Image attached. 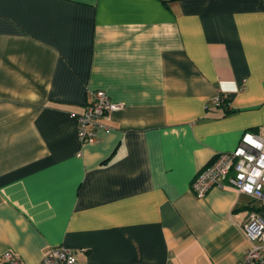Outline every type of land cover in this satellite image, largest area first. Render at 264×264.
Wrapping results in <instances>:
<instances>
[{
	"label": "crops",
	"instance_id": "1",
	"mask_svg": "<svg viewBox=\"0 0 264 264\" xmlns=\"http://www.w3.org/2000/svg\"><path fill=\"white\" fill-rule=\"evenodd\" d=\"M97 91L123 109L84 145ZM248 133L264 0H0V264H239L264 204L193 184Z\"/></svg>",
	"mask_w": 264,
	"mask_h": 264
},
{
	"label": "built area",
	"instance_id": "2",
	"mask_svg": "<svg viewBox=\"0 0 264 264\" xmlns=\"http://www.w3.org/2000/svg\"><path fill=\"white\" fill-rule=\"evenodd\" d=\"M122 109L123 105L112 102L105 92H95L84 114L75 117L81 143L92 145L98 142L100 131L105 129L102 120ZM225 187L264 204V139L245 134L234 151L219 154L214 162L199 173L193 184L198 198L206 197L214 188ZM243 232L252 246L239 264H264V220L252 212L243 226ZM4 259L5 264H22L13 253H7ZM78 263L76 251L54 247L45 254L40 264Z\"/></svg>",
	"mask_w": 264,
	"mask_h": 264
}]
</instances>
